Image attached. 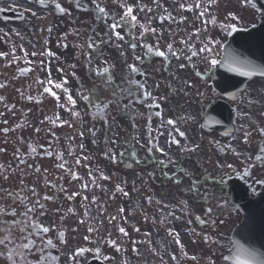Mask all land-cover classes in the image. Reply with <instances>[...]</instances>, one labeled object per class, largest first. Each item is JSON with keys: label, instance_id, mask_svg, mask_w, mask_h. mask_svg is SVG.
I'll return each instance as SVG.
<instances>
[{"label": "rangeland", "instance_id": "obj_1", "mask_svg": "<svg viewBox=\"0 0 264 264\" xmlns=\"http://www.w3.org/2000/svg\"><path fill=\"white\" fill-rule=\"evenodd\" d=\"M127 1L133 8L132 16L138 21V28L133 34L134 39H132V42L143 57L141 62L134 61L131 63L128 69L133 72V77L139 72L144 73L145 71L148 74L146 85L149 83V92H154L156 89H164L166 88L167 79L170 78V76L167 77V72L165 71V69H167L168 73L170 72L169 62L164 56L158 57L155 55L152 59L144 62V46L149 40L153 43L155 38V40L162 45L163 49L167 48L168 40L172 39L170 35L172 27L170 25L175 23L173 30L177 31L179 26L182 27L185 24L184 22L186 21L183 20V17L187 13L182 6L187 5L189 0H169V2H166V0ZM222 1V15H219L220 10H218L217 13L213 14L214 17L220 19L224 17L229 21L238 20V22L250 18L248 4L241 3V0ZM204 5L205 4L202 5L200 10L204 8ZM196 6L197 4L195 3V9ZM157 11H160V13ZM201 17H205L204 14L190 13L187 22L193 25L194 22L197 19L200 20ZM216 18H214V26H212L211 19L209 22H205L204 29L202 27L198 28V26L194 24V33H198L200 38L206 37L207 49H200L193 55L191 59V70H193L191 75L195 78L194 81L197 84L196 87L199 88L198 91L200 93H205V96L212 91L209 89L211 86L208 84L211 74L207 72L208 68L199 62V60L203 59L208 51L216 48L217 43L215 40L217 37H214V39L212 37L213 34H219L218 27L220 25L217 26ZM151 46L156 51L157 47ZM196 73L199 77H196ZM154 82H156V86H154ZM195 82H193L194 87ZM180 86H182V84ZM159 92H156V95L160 94ZM199 92L196 93V97L198 98L200 97L198 95ZM162 97L165 103H170L173 100L169 94H165ZM195 110L196 108H194V111ZM116 111H118V106L114 105L112 108V113L115 118L114 124L116 122L123 123L126 133L128 134L127 138L130 139V126L125 125L129 123L124 121L123 118H120V115H114ZM168 111H171V108H168ZM173 122H176V124L172 125ZM114 124L112 127H114ZM131 124L133 127L132 134L134 144L137 147H141V150L139 149L140 155L142 156L141 162L136 163L133 159L134 163L131 167H126V169L120 167L117 168V170L112 167L107 168V166L102 170H96L92 167V162L90 166L85 167V174L82 175L83 178L92 171L106 174L107 179L103 188L107 191H112V188L115 187V179H120L125 184H130L132 182V187L127 189L122 195H116L108 199L109 196L105 192L100 199L98 197L92 203L87 199L86 202V209L89 213L88 219L90 222L98 219L102 222L99 226L105 240L102 248L105 253L108 252L112 254V264H152L154 262H161V264H185V259L182 260V258L185 257L184 253L179 252V250H181V244H175L174 242L178 239L180 240L181 235H186L187 231L190 232V238H195V240L190 241L192 248L189 253L191 260L193 261L195 258L197 263L190 261L192 264H199V261L204 262L203 264H226L224 260L225 239H227L225 238L226 230L229 228L231 230V227L239 223L241 215L238 214L226 195L217 193L216 190L212 191L210 190L211 188L206 186H210L212 183L210 182L209 184L204 181V172L207 168L208 159L204 158L201 169L200 167H193L189 170L192 181H188L187 184L192 182L191 185L196 187L197 190L191 189V192L187 191V208L175 216L173 205H170V203L169 206H166L167 201H171L170 197L173 192L176 193V190L179 189V183L175 180L176 177L173 173V171H176L173 169L174 163H177V161L185 155V152L190 151L181 150L177 147L178 145L174 144L172 138L176 137L180 143L187 148L191 144L190 141H193L199 133L197 127L187 125L179 121L176 117L171 118L169 113H165L163 117L154 123L155 132L162 134L163 139L171 138L169 139L171 146H169V149L174 153L173 159L170 157L166 160L161 159L163 170L158 169L159 175H155L156 164L146 165L147 163H144V144L146 145L148 142L144 139V106H140L135 102L133 103V120ZM166 127L170 129V136L168 137L164 134ZM177 131L184 132L185 136L179 138V136L176 135ZM146 137H148V135H146ZM212 137L216 139L217 135L213 134ZM208 138H210V136H207V139ZM101 139H103L102 135L100 136V140ZM135 151L136 149H134L133 152ZM180 151L182 152L181 155H179ZM214 159L221 163V160H219L217 156L214 157ZM170 162L173 170L169 167ZM167 174L169 177H167ZM127 178H129V180ZM156 180H158L157 183L155 182ZM204 191L208 192L205 193ZM96 203L101 206V209L96 208ZM179 203L180 199L176 201V204ZM169 210L172 213L170 217L167 216V211ZM173 215L178 218V221ZM80 216H82V213ZM113 216L117 217L116 223H107L108 219H111ZM164 217H168L167 219L169 223H171V226L164 222ZM207 223H223L220 224L217 229L218 231L225 230V232H221L224 237L221 240L222 242L217 239L214 240V238L210 236V240L207 241L208 234L205 235ZM169 226L173 229L174 238L169 235ZM92 229H94L93 225ZM155 235H157V238H155ZM209 235H212L211 231H209ZM105 236H109L110 240L105 238ZM114 237L117 238L115 239ZM149 246L158 247L157 252L151 253ZM170 255L173 257L169 258ZM180 257H182L181 262Z\"/></svg>", "mask_w": 264, "mask_h": 264}, {"label": "flooded vegetation", "instance_id": "obj_2", "mask_svg": "<svg viewBox=\"0 0 264 264\" xmlns=\"http://www.w3.org/2000/svg\"><path fill=\"white\" fill-rule=\"evenodd\" d=\"M35 2L0 0V264H84L87 250H76L78 241L68 235L76 223L69 194L79 190L71 177L73 140L65 139V125L53 121L28 49V59H35L21 66V22L11 18L22 3ZM5 26H12L7 33ZM76 74L66 82L72 96L82 86ZM249 89L240 102L253 111L250 141L257 153L264 141V82L254 81ZM252 182H264V159L257 161Z\"/></svg>", "mask_w": 264, "mask_h": 264}, {"label": "bare ground", "instance_id": "obj_3", "mask_svg": "<svg viewBox=\"0 0 264 264\" xmlns=\"http://www.w3.org/2000/svg\"><path fill=\"white\" fill-rule=\"evenodd\" d=\"M196 2V0H191L188 5L186 7H183L186 11H190L192 9V5ZM205 10V9H204ZM206 11V10H205ZM158 13H160V11H157ZM184 18H187L186 16ZM187 24H185V28H179V38L174 39L173 40H169L167 42V49L169 50L168 53V57L170 56V64H171V69H172V73H174L177 64H178V57L183 56L184 54H188L189 52H196L198 49H202L205 47V39L202 38V40L199 42L198 39L194 40L193 42H191L190 40V34H192V30L188 27H186ZM156 29V28H155ZM157 30V29H156ZM173 33V30H172ZM187 34V35H186ZM159 49H162V45L159 46V44L156 42L155 43ZM182 50V51H181ZM162 55H166L167 51L166 50H160L159 52ZM173 76L175 77L176 74H173ZM175 105V103H174ZM175 108L177 106H174ZM179 171L182 172V170L180 169ZM179 189L176 190L177 192L172 194V196L170 197L171 199V205H173L174 209V215H178V213H181L182 211H184L187 208V200L186 197L184 196L185 191L187 190L185 185H184V180L183 177L179 178ZM179 193V194H178ZM180 199V203L176 204V201ZM168 205L170 204V202L167 203ZM167 216L170 217L172 215L171 211H167ZM173 215V216H174ZM174 216V218H176ZM168 217H164L163 220L165 223H169V220L167 219ZM176 220L178 221V218H176ZM172 235V234H171ZM181 242L183 245H185L187 243V239H185V237H182ZM188 251V250H186Z\"/></svg>", "mask_w": 264, "mask_h": 264}, {"label": "water", "instance_id": "obj_4", "mask_svg": "<svg viewBox=\"0 0 264 264\" xmlns=\"http://www.w3.org/2000/svg\"><path fill=\"white\" fill-rule=\"evenodd\" d=\"M249 36H254L255 39H260L261 43H259L258 46L256 45L253 46V44L247 45L246 48H250L251 51L255 55L257 56L259 55L261 60H263L264 59V53H263L264 52V26L260 28V32H257L255 34H250ZM248 42L249 41H247V43ZM237 44L239 45L240 43L238 42ZM217 75L219 77V80L215 82V87L221 92H226L228 90V87L231 86V84L230 82L227 83V82L221 81V79L226 77L225 72L222 71L221 69H218ZM232 189H233V192H232L233 200L241 205L242 209L246 213V219L251 220L253 218V214H252L253 209H260V205H261L260 201L262 200V197L258 200L250 201L244 191L240 192L241 191L240 185L235 182L232 183ZM260 214L263 215L264 210L260 211ZM260 222H261L260 224L264 225V219L260 220ZM245 225H246V222L244 226Z\"/></svg>", "mask_w": 264, "mask_h": 264}]
</instances>
